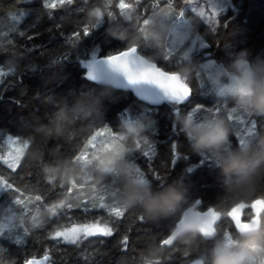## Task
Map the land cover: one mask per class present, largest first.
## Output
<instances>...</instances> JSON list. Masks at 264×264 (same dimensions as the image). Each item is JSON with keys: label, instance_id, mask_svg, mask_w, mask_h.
I'll return each instance as SVG.
<instances>
[{"label": "trees", "instance_id": "1", "mask_svg": "<svg viewBox=\"0 0 264 264\" xmlns=\"http://www.w3.org/2000/svg\"><path fill=\"white\" fill-rule=\"evenodd\" d=\"M132 1L113 0L110 10L115 18L108 15L110 10L99 9L101 22L95 25L96 14L94 17L91 14L87 16V10L78 8V0L69 8L53 7L49 11L44 10L43 0H0V24L3 25L0 35L7 31L5 40H13L12 45L1 41L4 48L0 50V66L6 74L0 77V157L7 152L8 136L19 138L21 143L23 139L29 138L16 172L0 163L1 176L21 190L0 194V234L8 229L18 230L11 237L0 236L4 264H11L12 261L24 264L25 259L42 257L46 253L49 255L47 264H153L155 255L160 257V264H192L199 257H206V264H211L209 253L218 241L226 235L231 236L232 240L241 238L235 224L225 217L227 213L236 204L245 203L248 206L241 210V222H248L255 217L256 205L254 209L250 205L255 199L264 198V182L257 186L248 199L234 202L227 198L224 195L223 173L208 155L210 162L201 163V155L192 153L176 121L189 118L187 112L197 103L203 104L205 109L196 112L191 119L197 122L215 119V108L219 107V100L225 97L209 92L203 69L206 59L199 55L202 51L221 68L219 79L223 83L239 74L232 69L231 63L241 51L248 53L247 59L256 78L264 81V0H231L235 8L219 17L214 31L194 18L210 47L203 50L196 46V50L192 51L187 47L172 53V58L167 61H164L163 55L169 52L166 46L169 27L177 19L174 17L181 12L190 14L187 4L191 0H139L135 10H130L129 19H125L123 9L117 5L119 2L131 4ZM94 3L97 4L91 2L89 6L93 7ZM153 17L156 24L144 26V21ZM64 20L67 24H64ZM158 22H161L160 26ZM13 27L18 31L9 30ZM85 28L91 31L86 37L83 36ZM19 31H24L25 36H18ZM77 32L80 38L76 40ZM110 33L121 34L125 38L115 39ZM133 45L139 46L138 53L148 61L155 62L167 73L177 74L182 89L185 88V82L190 84L192 103L179 106L185 114H172L175 106L166 102L158 107H149L130 91L98 85L85 78L86 69L82 64L90 63L93 56L98 59L114 55ZM242 105L235 107L240 111L233 114V121L228 122L231 125L229 147L233 150H238L239 146L235 133H242V128H245L239 117H244ZM206 109H211L208 116ZM224 111L221 114L226 117L227 111ZM61 112L66 119H59ZM251 116V119L257 120V129L248 147L251 148L250 158L256 160L264 148V140L261 139L264 137V116ZM126 122L136 126L135 134L125 133L123 125ZM104 126L114 131L110 135L100 136L102 142L108 145L96 149L88 142L85 147L91 135L102 131ZM56 127L60 129L58 134L54 131ZM49 131L50 136L45 134ZM120 135L126 139L116 141ZM144 138L148 140L147 144ZM136 143L141 145L138 150L135 149ZM116 144H124L128 149L120 162L122 166H128L127 173L118 170L106 176L102 182L97 171L98 162ZM172 144L177 145L175 156ZM144 152L149 155L145 157ZM78 154L79 158L76 159ZM184 155L189 159L184 160ZM174 159H179V163L173 164ZM133 164L143 173V178L150 182L149 193L152 197L179 193L184 197L182 211L197 205L200 211L211 209L220 213L215 237L206 240L198 236L189 238L188 243L178 241L174 246L160 247L159 241L169 235L176 222L175 216H143L144 221H141L139 217L142 216V210L139 205L128 209L122 218H116L107 209H101L100 195L105 197L106 204L116 202L121 206L127 190L134 184H141ZM192 166L193 171L187 172L186 169ZM45 169H58V174L66 173L74 177L75 182H61L57 178L49 183ZM84 176H88L89 181L86 183L82 181ZM73 185L76 188L73 189ZM36 195L42 196V200L36 201ZM17 200L20 202L17 203ZM63 200L66 201L65 207L56 209V216H52L49 208ZM197 200L199 204L195 203ZM67 204L73 207L69 209ZM256 204L262 206L261 211L257 212L261 218L264 216V204L259 201ZM85 208L88 210L85 211ZM97 219L110 223L114 229L112 236L82 238L79 245L64 243L62 238L50 239V234L59 228ZM24 231H29L27 238L22 235ZM125 236L128 237L126 248L123 245Z\"/></svg>", "mask_w": 264, "mask_h": 264}, {"label": "clouds", "instance_id": "2", "mask_svg": "<svg viewBox=\"0 0 264 264\" xmlns=\"http://www.w3.org/2000/svg\"><path fill=\"white\" fill-rule=\"evenodd\" d=\"M98 23L100 17H94ZM199 31V23L196 20L186 22L175 29L176 42L186 41L194 32ZM113 38L123 40L121 34L110 33ZM248 53L241 51L236 54L231 67L239 74L226 85H220L218 80L213 81L217 94L228 96L243 104L256 116H264V81L258 80L247 59ZM59 119H66L63 112ZM179 130L183 132L189 142L193 154H206L211 158V162L221 170L225 177L224 195L239 202L252 196L257 186L264 182V148L261 149L260 158L253 160L250 158V147H239L233 150L230 145V129L224 120L215 118L195 122L187 117L176 121ZM125 133L135 134L136 127L126 122ZM54 131L58 134L60 129L56 127ZM51 135V132H46ZM264 140V137L261 138ZM128 149L124 144L113 145L110 152L105 155L97 165L99 180L116 171L127 173L128 166L121 165L120 162L125 157ZM45 175L49 182L59 178L61 182L74 183V177L65 174H58L59 170L45 169ZM53 173V174H49ZM234 179H228V177ZM150 182L134 184L127 190L122 208L128 210L137 205L142 210V216L155 218L157 216L173 215L176 217L175 223L170 229L169 237L173 244L179 242L188 243L189 238L195 239L202 236L205 239L214 236L201 232L202 218L192 214L184 215L182 211L184 197L179 193H171L160 197H152L149 193ZM262 219L254 217L252 222L242 229H238V240H228L223 238L218 241L210 250L211 264H264V226ZM150 256L153 253H149ZM206 257H199L193 264H206ZM153 264H160V257L154 256Z\"/></svg>", "mask_w": 264, "mask_h": 264}, {"label": "snow or ice", "instance_id": "3", "mask_svg": "<svg viewBox=\"0 0 264 264\" xmlns=\"http://www.w3.org/2000/svg\"><path fill=\"white\" fill-rule=\"evenodd\" d=\"M208 3L211 5V10H212V16L213 17H218L222 14L224 11L223 7H221L223 0H208ZM127 4V3H126ZM139 4V0H136L135 4H127L128 8L131 11H134L136 8V5ZM59 5H57L58 7ZM117 7L120 9V2L117 5ZM43 8L49 9L53 8L52 3H49L48 0H43ZM99 15V13H97ZM201 19H204V11L200 10L196 13ZM49 16L51 13L48 14ZM109 16H113V13L111 11L108 12ZM179 20V22L186 23V18H184V14L181 13L179 16L174 17ZM144 23L146 24L147 21L145 20ZM0 27H3L2 24H0ZM10 31H18L15 27L9 29ZM143 28L141 29V31ZM91 32L89 29L85 28L83 30V36L86 37L90 34ZM7 31H5L2 35H0V40L6 39L7 38ZM24 31H19V36L23 37L25 36ZM76 40L80 38V33L77 32L76 34ZM7 44L12 45L13 40L12 39H7ZM138 47L137 45H133L130 48L127 47L125 50H121L116 54H109L107 57H105L102 61H97L96 57H92V61L87 64H82V66L86 69L85 72V78L88 79L89 81H98L99 78L96 74L97 70V65L98 63H103L108 66L110 70V75L105 78L103 82H109L112 83L115 87L117 88H127L131 89L134 93H136L137 96H139L142 100L150 102L152 105H158L161 102H167L169 105H174L175 107L172 110V114L175 115H180V114H185L182 112L181 108L179 107L180 105L183 104H190L192 103V88L188 82L184 83V87L187 90V95L184 97H174L173 95L169 94L168 89L171 87V85L165 83L162 79L159 78L160 75H163L164 73H167L168 71L163 70L162 68L158 67L155 62H152L151 64H148L145 59H142L141 54H138ZM210 47L208 43L202 42L200 44V48L203 50H207ZM4 45L2 42H0V50H3ZM191 51V49L189 50ZM200 57L206 60H211L213 58L208 57L205 55V52L202 51L199 53ZM172 58V53L171 52H166L163 55L164 60H169ZM205 67H211L209 64H205ZM6 73H4L2 70H0V77L4 76ZM205 109V106L203 104H195V106L192 108L191 111L187 112L189 114V119L195 116L196 112ZM207 111H211V109H206ZM227 115L226 117L222 115V109L220 107L215 108V112L213 115H215L217 118L224 120L229 125V129L231 125L228 123L230 121H233L234 116L233 114L237 113L240 111V109L237 108H231L227 109ZM245 113V112H244ZM247 117L251 118L250 114L246 113ZM241 123H244L243 120L240 121ZM176 127L173 125V130L175 131ZM256 129H257V120L256 119H250V127L248 128V132L246 137H243L239 140V147H247L251 142L252 138L256 134ZM113 129L110 127L104 126L102 131L95 132V134L91 135V138L87 140V143L85 147L88 146V142H91L92 144H95L96 138L100 136L101 134H108L110 135L113 133ZM19 140V138H18ZM17 141H11L13 144H17ZM29 143V138H25L22 140V145L16 147V152L17 150H25L28 147ZM144 143L147 144L148 140L145 139ZM141 145L140 143H136L135 149H140ZM172 149H173V155H176V149L177 145L172 144ZM143 155L147 157L149 155L148 152H144ZM202 159L201 163H207L210 162L208 156L206 154H201ZM76 158H79V154L76 156ZM3 159V158H0ZM129 159V156L127 157ZM184 160H188L189 157L187 155H184L183 157ZM3 163L7 165L9 169H11L12 172H16L17 168L20 166V161L15 160L14 158L9 161L7 159H3ZM173 164L179 163V159H174L172 161ZM133 166L136 168L138 177H139V182L144 183L145 178H143V173L140 171L139 168L133 164ZM193 167H188L186 169L187 172H192ZM159 179V177H157ZM50 183V182H49ZM72 188H76V185H73ZM0 191H8L9 194L15 193L17 191H21L17 187L13 185V183L8 182L4 178H0ZM71 191V189H69ZM101 203L99 204V207L101 209H107L109 211V214H114L116 218H122L125 215V212L127 211L126 209L122 208L118 203L114 202L112 204H106L105 197L103 195H100L99 197ZM36 201H41L42 196L36 195L35 196ZM257 201H259L261 204H264V198H259L255 199L251 203V208L254 209V206L256 205ZM20 201L17 200V203ZM196 204H199L200 201L197 200L195 201ZM66 204V201H61L60 203L54 204L52 207L49 208V212H51L52 216H56V209H61L64 208ZM245 203H238L236 204L235 207L231 209L227 213V216L232 219V221L235 222V227L237 228L238 223L236 220L233 219V213L234 212H239L240 210L244 209L247 207ZM67 207L71 209L73 207L72 204H67ZM95 207V205H94ZM85 211L88 209L85 208ZM190 211L192 214L197 215L198 217L202 218V226H201V232L205 233L207 235H212L214 233V228L213 224L214 222L219 219L220 213L215 212L213 210H209L204 214H201L199 211H195L194 209L190 208ZM189 211L186 210L184 212V215H188ZM254 218V217H253ZM252 218V219H253ZM139 219L141 221H144V217L140 216ZM247 223V222H245ZM207 230L205 232L204 230ZM14 231V229H8L7 231H4L0 236H8L11 237V234ZM114 232L113 227L110 225L109 222L102 221L100 219H97L93 222L89 223H81L77 225H73L71 227H62L59 228L58 230H55L53 233L50 234V239L52 240H57L58 238H62L64 243L71 244V245H79L80 242H82L83 239H87L89 237H95V236H103V237H109L112 236ZM24 237H27L29 235V231H24L22 234ZM226 239L229 241L232 239L231 236L226 235ZM17 244H20V241L17 239ZM123 245L126 248L128 245V237L125 236L123 239ZM159 246L160 247H165V246H174L172 239L169 237V235L166 236V238L162 239L159 241ZM49 257L47 253L44 256V260H48ZM0 264H4V258L2 256V250H0ZM11 264H15L14 261L11 262ZM24 264H36V261L34 259H25ZM40 264H44L43 261L40 262Z\"/></svg>", "mask_w": 264, "mask_h": 264}, {"label": "rangeland", "instance_id": "4", "mask_svg": "<svg viewBox=\"0 0 264 264\" xmlns=\"http://www.w3.org/2000/svg\"><path fill=\"white\" fill-rule=\"evenodd\" d=\"M48 1H49V3H52L53 7H57V5H59L60 7H64V6L65 7H71V6H74L75 3L77 2V0H48ZM78 1H80L79 5H78V8L85 9V10L88 9L86 11L88 13L87 14L88 16H89V14L92 15L93 13H94L93 16H95V14H96V16H101V11L99 9L102 8L101 9L102 11H104V9L105 10L112 9L111 6H112V1L113 0H103V2H102V0L91 1L92 3L93 2H96L97 3V4L94 3L95 5L93 7H90L89 6V3L91 4V2H89V0H78ZM70 4H71V6H70ZM120 5H121L120 8L123 9V13H124L123 16H124V18L125 19H129V17H130V14H129L130 9L128 8V6L124 2H121ZM84 7H86V8H84ZM107 7H108V9H107ZM221 7H223L224 11L222 12V14L220 16L227 14V12L230 9H234L235 8V6H233V2L231 0H223V3L221 5ZM187 8H188V10H189V12L191 14L190 15L189 13H187V11H184L183 12L184 18H186V21L187 22H191L192 20H194V18H198L205 26L209 27L213 31L217 28V26H218V20H219V17L220 16H218V17H213L212 16L211 5L208 3V0H191L187 4ZM89 9H92L91 10V13H89ZM200 10H203L204 11V14H205L204 15V19H201L196 14ZM110 11L112 12V10H110ZM97 13H99V15ZM100 22L101 21L99 20V22L98 23L95 22V24L98 25V24H100ZM161 22H158L157 25L160 26ZM154 24H156V22L154 21V17H153V18H150L147 21V23L144 24V26H146V27H149L150 26L151 27ZM181 24H183V23L182 22H179V20L176 19L171 24V26L169 27V31H168V34H167V37H166L167 38L166 39L167 40L166 41V46H167V49H168L169 52L175 54L176 52H179V51H181V50H183L184 48H187V47L189 48L188 50L191 49V51H192L193 49H195L196 46H198L200 48V44L202 42L208 43L206 41V39L203 37V35H202V33L200 31L193 33L191 36H189V38L186 41H184L182 43L176 42L175 34L173 32V29H175L176 27H178ZM196 33H197V35H196ZM1 41L7 42V40H5V39L0 40V42ZM215 63L216 62L214 60H212V59L211 60H206L205 63H204L203 69H204V75H205V77L207 79V84H208L209 92L212 93V94H215L217 96L218 95L217 94V90H216V87H214V85H213V81L214 80H218L220 85H226V84L230 83L231 80L234 79V77H230L228 81H224V83H223L219 79V75L222 74V70ZM205 64H209V65H211V67H205ZM0 67H1L0 70H2L3 67L2 66H0ZM184 90L186 91L185 88H184ZM219 101H220V102H218L219 103V107L221 109L223 108V111L224 110H227V109H231L233 106H234L233 108H235V107L241 105L240 103L237 104V101L236 100H234V99H232V98H230L228 96H225L223 99H220ZM241 108H242L244 117L241 116V115H239V117H240V120H243L244 121V123H242V124L244 125L245 128H242V133L241 132H239L238 134L235 133V137H236V139H237L238 142H239V140L241 138L246 137L247 132H248V128L250 127V119L251 118L247 117L246 113H248L250 115L252 114L247 109V107L245 105H242ZM209 112H211V111H206V116L208 115L207 113H209ZM224 112H226V111H224ZM195 122H197V121H195ZM198 122H200V121H198ZM100 136H98L96 138V142H94L95 144H92V147L93 148H96V147L104 148V147H106V145H108V143H103L102 142V140L100 139ZM254 137L252 138V140L254 139ZM125 139H126V137L123 136V135H120V136H117L116 137V141H123ZM17 140H18L17 138H13L11 136H8L7 137V139H6L7 152L6 153H3L0 158L7 159L9 161H11L14 158L17 161H20V162L22 161V158H23V156H24L27 148L25 150H17V152H16V147L20 146V144L22 145V143H21V141L18 140V143L17 144H13V143H11V141H17ZM3 159H0V163L5 164V163H3ZM85 173L87 174L88 171H86ZM0 178H4V177H2L1 174H0ZM87 178H88V176L83 177L82 178L83 179L82 181L83 182L89 181ZM2 192L3 191H0V194ZM255 217L256 218H259L257 212H255Z\"/></svg>", "mask_w": 264, "mask_h": 264}, {"label": "water", "instance_id": "5", "mask_svg": "<svg viewBox=\"0 0 264 264\" xmlns=\"http://www.w3.org/2000/svg\"><path fill=\"white\" fill-rule=\"evenodd\" d=\"M138 54H139V53H138ZM106 57H107V56H106ZM104 58H105V57H100V58H98V59H96V60H97V61H102ZM142 59H145V58L142 57ZM145 60H146V62H147L148 64H151V63H152V62L148 61L147 59H145ZM96 74H97L99 80H98V81H92V82H94V83H96V84H98V85H102V86H110V87H112V88H114V89H116V90H126V91H130V92L134 95V97H135L136 99H138L140 102H142V103H144V104H147V105H149V106H151V107H158V106H160V105L163 103V102H161V103L158 104V105H152L150 102L145 101V100H142V99H141L139 96H137L136 93H134L131 89H127V88H117V87H115L112 83H109V82H103V81L105 80V78H106L107 76L110 75V70H109L108 66L105 65V64H103V63H98V65H97V70H96ZM159 78L162 79L165 83L171 85V87L168 89L169 94L173 95L174 97H184V96L187 95V91H185V90H183V89L181 88L180 81H179V77H178L177 74H175V73H164L163 75H160ZM189 208H192V209H194L195 211H199V212H201V214H204V213H206L207 211H209V210H207V211H200V210H198L197 205H192V206L189 207ZM189 208H188V209H189ZM188 209H186V210H188ZM186 210H185V211H186ZM256 210H257V212L261 211V205L257 204V205H256ZM225 217L229 218V219L232 221V219H231L230 217H228L227 215H226ZM220 218H221V216H220L219 219H217V220L214 222V224H213V228H214V230H215V231H214V236L211 237V238H208V239H206V240H211V239H213V238L215 237V234H216V229H215V228L217 227V225H218V223H219V221H220ZM233 219L236 220L237 222L240 221V214H239L238 211L233 213ZM232 222L235 224L234 221H232ZM250 222H252V220L249 221V222H247V223H238L236 229H237V230H238V229H242V228H244L245 226H247ZM204 231L207 232L206 229H205ZM102 237H103V236H95V237H89V238H95V239H98V238H102ZM204 239H205V238H204ZM44 256H45V255H44ZM44 256H42V257H35V258H32V259H34V260L36 261V264H40L41 261H43L44 264H47V260H46V261L44 260ZM192 264H193V263H192Z\"/></svg>", "mask_w": 264, "mask_h": 264}, {"label": "bare ground", "instance_id": "6", "mask_svg": "<svg viewBox=\"0 0 264 264\" xmlns=\"http://www.w3.org/2000/svg\"><path fill=\"white\" fill-rule=\"evenodd\" d=\"M132 1V0H131ZM172 1V0H171ZM19 2V1H18ZM101 2V1H100ZM102 2H103V0H102ZM136 3V1H132L131 2V4L132 3ZM188 2V1H187ZM134 3V4H135ZM141 3V2H140ZM182 3V2H181ZM184 3V2H183ZM90 4V3H89ZM73 5V4H72ZM70 6H71V4H70ZM60 7V6H59ZM157 7V6H156ZM163 7H165V5L163 6ZM62 8V7H61ZM66 8V7H65ZM69 8V7H68ZM84 8H86V7H84ZM162 8V7H161ZM171 8V7H170ZM55 9V8H54ZM100 9H102V8H100ZM107 9H108V7H107ZM116 9V8H115ZM241 9V8H240ZM258 9V8H257ZM28 10V9H27ZM44 10H46V9H44ZM48 11L50 10V9H47ZM88 10V9H87ZM57 11V10H56ZM173 11V10H172ZM55 12V11H54ZM62 12V11H61ZM76 12H78V11H76ZM118 12V11H117ZM52 13H53V11H52ZM58 13V12H57ZM5 14V13H4ZM55 14V13H54ZM53 14V15H54ZM72 14V13H71ZM94 14V13H93ZM93 14L91 15V17L93 16ZM167 14V13H166ZM178 14V13H177ZM193 14V13H192ZM56 16H57V14H55ZM68 14H66V16H67ZM81 15V14H80ZM13 16V15H12ZM88 16V15H87ZM120 16V15H119ZM196 16V15H195ZM234 16V15H233ZM50 17V16H49ZM53 17H55V16H53ZM94 17V16H93ZM148 17V16H147ZM172 17V16H171ZM197 17V16H196ZM51 18V17H50ZM41 19V18H40ZM55 19V18H54ZM60 19V18H59ZM10 20V19H9ZM41 20H43V19H41ZM48 20V19H47ZM57 20V19H56ZM172 20V19H171ZM19 21V20H18ZM17 21V22H18ZM51 21V20H50ZM58 21V20H57ZM24 22V21H23ZM91 22V21H90ZM169 22V21H168ZM246 22V21H245ZM9 23V22H8ZM53 23V22H52ZM114 23V22H113ZM27 24V23H26ZM39 24V23H38ZM64 24H67V21L65 22V20H64ZM127 24V23H126ZM245 24V23H244ZM96 25V24H95ZM141 25V24H140ZM59 26V25H58ZM76 27V26H75ZM93 27H95V26H93ZM34 28V27H33ZM57 29H61V27L60 28H57ZM56 29V31L57 32H59L58 30ZM39 30V29H38ZM31 31V30H30ZM139 31V30H138ZM91 32V31H90ZM136 32V31H135ZM9 33H11V32H9ZM195 33V32H194ZM69 34V33H68ZM45 35V34H44ZM60 35V34H59ZM196 35H197V33H196ZM19 36V35H18ZM40 36H41V34H40ZM8 37V36H7ZM33 37V36H32ZM38 37V36H37ZM51 37V36H50ZM60 37V36H59ZM54 38V37H53ZM57 39H58V36L56 37ZM73 38H75V37H73ZM200 38V37H199ZM60 39V38H59ZM61 39H62V37H61ZM76 39V38H75ZM82 39V38H81ZM172 39V38H171ZM15 40V39H14ZM45 40V39H44ZM54 40H56V39H54ZM63 40V39H62ZM29 41V40H28ZM70 41V40H69ZM167 41V40H166ZM49 42V41H48ZM50 42H51V40H50ZM50 42H49V44H50ZM63 42H65V40L63 41ZM77 42V41H76ZM36 43V42H35ZM75 43V42H74ZM77 43H79V42H77ZM209 44V43H208ZM67 45V44H66ZM186 45V44H185ZM216 45H217V43H216ZM65 46V45H64ZM75 46V45H74ZM22 49V48H21ZM196 50V49H195ZM13 51V50H12ZM200 52V51H199ZM214 52V51H213ZM212 53V52H211ZM182 55V54H181ZM161 56V55H160ZM177 58V57H176ZM197 58V57H196ZM165 61V60H164ZM184 61V60H183ZM263 63V62H262ZM218 64H220V63H218ZM80 65V64H79ZM263 66V65H262ZM185 68V67H184ZM224 68V67H223ZM37 69H39V68H37ZM254 69V68H253ZM200 70V69H199ZM256 70V69H255ZM256 72H259V71H256ZM221 80V79H220ZM69 81V80H68ZM227 83V82H226ZM220 102V101H219ZM167 103V102H166ZM219 105V104H218ZM174 106V105H173ZM150 107V106H149ZM193 107V106H192ZM141 109V108H140ZM150 111V110H149ZM226 111V110H225ZM129 112V111H128ZM130 113V112H129ZM147 113H148V111H147ZM134 114V113H133ZM142 114H144L143 113V110H142ZM209 114H210V112H209ZM212 115V114H211ZM167 116H169V115H167ZM208 116V115H207ZM137 117V116H136ZM212 117V116H211ZM140 126V125H139ZM136 127V126H135ZM96 128V127H95ZM94 128V129H95ZM138 128V127H137ZM142 127H140V129H141ZM173 132V131H172ZM132 136H134V135H132ZM139 136V135H138ZM154 136V135H153ZM179 136V135H178ZM177 137V136H176ZM145 139V138H144ZM129 141V140H128ZM141 141V140H140ZM188 141V140H187ZM186 141V142H187ZM2 145V144H1ZM105 148V147H104ZM83 149V148H82ZM97 149V148H96ZM14 150V149H13ZM98 150H99V148H98ZM91 151V150H90ZM110 151V150H109ZM101 152V151H100ZM99 153V152H98ZM87 154V153H86ZM91 154V153H90ZM89 154V155H90ZM101 154V153H100ZM85 157V156H84ZM87 158V157H86ZM77 159V158H76ZM86 160H88V159H86ZM85 160V161H86ZM89 168V167H88ZM132 170V169H131ZM122 172V171H121ZM120 172V173H121ZM136 173V172H135ZM128 175V174H127ZM135 176V175H134ZM85 177V176H84ZM130 178V177H129ZM132 178V177H131ZM115 180H116V178H115ZM132 180V179H131ZM127 181V180H126ZM91 182V181H90ZM103 182V181H102ZM84 185V184H83ZM104 187V186H103ZM107 189V188H106ZM111 189V188H110ZM104 190V189H103ZM108 191H110V190H108ZM103 192H105V191H103ZM97 193H99V192H97ZM110 194V193H109ZM16 197V196H15ZM67 197V196H66ZM74 198V197H73ZM99 199V198H98ZM64 201V200H63ZM94 201V200H93ZM70 202V201H69ZM38 204V203H37ZM41 205V204H40ZM39 205V206H40ZM85 205V204H84ZM62 209V208H61ZM16 210V209H15ZM37 211V210H36ZM63 211V210H62ZM17 212V211H16ZM2 215V214H1ZM64 216V215H63ZM14 217V216H13ZM35 218V217H34ZM26 219V218H25ZM32 219V218H31ZM25 221V220H24ZM27 222V221H26ZM23 223V222H22ZM36 223V222H35ZM31 225V224H30ZM34 228V227H33ZM17 229H18V227H17ZM226 230V229H225ZM38 231V230H37ZM54 231V230H53ZM15 233V232H14ZM51 233V232H50ZM47 235V234H46ZM4 237V236H3ZM4 238H6V236L4 237ZM27 238V237H26ZM8 239V238H7ZM22 239V238H21ZM48 239V238H47ZM217 239V238H216ZM15 241V240H14ZM50 244V243H49ZM214 244V243H213ZM23 253V252H22ZM68 255V254H67ZM49 256V255H48ZM69 256V255H68ZM59 257V256H58ZM22 258V257H21ZM62 259V258H61ZM20 263V262H19Z\"/></svg>", "mask_w": 264, "mask_h": 264}]
</instances>
